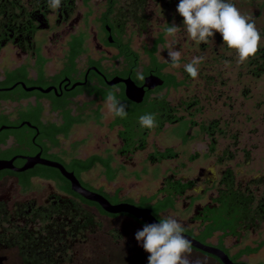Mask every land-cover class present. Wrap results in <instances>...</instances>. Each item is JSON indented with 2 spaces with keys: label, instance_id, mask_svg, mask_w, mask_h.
<instances>
[{
  "label": "flooded vegetation",
  "instance_id": "flooded-vegetation-1",
  "mask_svg": "<svg viewBox=\"0 0 264 264\" xmlns=\"http://www.w3.org/2000/svg\"><path fill=\"white\" fill-rule=\"evenodd\" d=\"M16 1L24 8L14 28H2L0 88L5 89L0 93L17 99L11 100L12 107H0V115L7 119L0 122V129L18 128L0 131V160H12L19 169L27 159L14 157L34 158L41 150L39 159L61 164L82 186L111 203L150 209L158 221L174 216L186 237L217 250L231 263L264 264V159L260 168H245H254L256 160L245 148L242 131L229 133L228 120L236 103L244 107L251 93H264V36L257 54L241 64L219 32L207 44L191 40L176 10L179 0H61L58 9L51 8L48 0ZM233 2L254 16L264 33V0ZM173 23L181 28L175 37V47L182 53L178 68L171 66L166 54L173 38L164 29ZM78 47L81 53L71 59ZM200 55L206 60L193 79L184 65ZM155 64L161 66L158 71ZM138 72L143 80L137 78ZM151 75L162 84L145 87L140 102L128 99L123 80L141 86ZM248 80L255 82L254 92ZM114 87L119 88L118 99L133 105L140 115L125 137L119 134L125 129L122 124L111 126L113 116L109 129L115 130L117 142L102 147L97 141L93 152L81 156L86 136L75 137L73 127L92 116L85 118L88 106L77 98L92 97L93 103H102V93ZM171 93H176L173 99ZM263 105L264 98L256 107ZM97 109L100 113L96 106L92 114ZM207 109L216 115L203 117ZM66 112L86 120L65 132ZM145 113L156 114L157 127L140 126L139 117ZM101 118L93 120L100 125ZM23 122L36 129L25 123L20 126ZM165 129L175 146L195 142L185 163H175L162 174L160 170L151 192L127 196L121 186H110L119 174L135 182L148 174L144 166L135 168L134 156L149 146L145 160L156 168L179 159L174 145L148 141L151 133L159 135ZM167 149L172 153L166 155ZM92 156L109 160V169L98 161L77 172ZM93 168H98L108 188L86 179ZM108 170L114 179H108ZM60 177L59 169L39 162L20 171L0 169V264H148L150 254L135 239L146 222L127 212H105ZM105 194H116L120 200L112 202ZM169 200L170 206L156 211L157 203ZM215 225L221 228L213 229ZM192 247V264H225L217 255Z\"/></svg>",
  "mask_w": 264,
  "mask_h": 264
},
{
  "label": "clouds",
  "instance_id": "clouds-1",
  "mask_svg": "<svg viewBox=\"0 0 264 264\" xmlns=\"http://www.w3.org/2000/svg\"><path fill=\"white\" fill-rule=\"evenodd\" d=\"M49 6L58 9L61 0H48ZM177 12L183 17V29L191 40L197 44L213 41L216 32L223 38L224 44L235 49L239 63L254 57L264 33L256 25L255 17L243 13L233 0H179ZM165 34L173 40L167 46V61L173 68L180 67L182 53L175 47V37L181 31L174 23L168 25ZM205 56H194L184 65V70L193 78H197L200 65ZM228 66V62H225ZM137 78L144 79L137 73ZM118 87L110 89L105 96V105L109 113L121 119L127 118V105L118 99ZM142 128L153 129L158 126L155 113H145L139 117ZM185 228L174 216H166L159 223L145 224L138 230L135 239L142 242L143 249L149 253L148 264H192V241L185 235Z\"/></svg>",
  "mask_w": 264,
  "mask_h": 264
},
{
  "label": "rangeland",
  "instance_id": "rangeland-1",
  "mask_svg": "<svg viewBox=\"0 0 264 264\" xmlns=\"http://www.w3.org/2000/svg\"><path fill=\"white\" fill-rule=\"evenodd\" d=\"M7 54L10 52L8 48L4 50ZM167 54V52H166ZM161 56H165V54H161ZM3 66V65H1ZM0 66V67H1ZM247 85H249L252 89V92L255 90V82L254 81H247ZM264 93H251L250 97L245 100V106L239 107L236 103L234 105V109L230 110L229 112V123H230V130L229 133L232 135L237 132L238 129L242 131V137L244 141L247 143L245 146L247 151H249L253 158H255L254 168L246 166L245 168L248 171H253L256 168H260L263 164L264 159V105L261 108H257L256 104L259 99H263ZM176 96V93H171L170 97L173 99ZM78 102L85 103L88 108L86 109V115L92 116V110L96 106H100V113L102 118L100 120V125L95 123L93 117L87 119L83 124L75 125L73 127V131L75 133V137L79 136H86V143L82 146V153L81 156L87 155L93 152L95 143L100 141L102 147L112 146L113 142H117L116 140V132L115 130L109 129V123L113 118V115L108 112L105 102H92V97H85L81 96L77 98ZM91 103V104H90ZM6 105V104H5ZM13 105L7 106V108L12 107ZM216 113H211L208 109L204 110L203 117H212L215 116ZM5 121V118L0 116V122ZM154 140L158 145L164 146H172L176 151H180V157L177 161H165L156 168V166H152L145 160V153L150 151L152 148L151 146L147 147L143 151H138L134 156V161H136V169L144 166L147 169L148 174L142 175L141 180L135 182L130 177H123L119 174L114 181L109 184L110 186L119 185L123 188L122 193L126 194L127 196H135L138 193H143L146 191H154L157 187L158 180L155 179V175L159 176V172L161 170V174L164 170H169L172 165L179 162H184L187 158V155L190 153L192 146L195 145L194 141H190L187 145L183 147L175 146L176 142L169 136L168 129L161 131V134H153L151 133L148 136V141L151 142ZM256 146H252L255 145ZM202 145V144H201ZM240 154L242 153L239 152ZM242 155V154H241ZM260 157V161L257 158ZM127 171H130V168H127ZM86 179L89 180L91 183L95 185H102V183L106 186L102 178L98 174V168L91 169L86 175ZM105 188H108L107 186ZM112 199V198H111Z\"/></svg>",
  "mask_w": 264,
  "mask_h": 264
},
{
  "label": "water",
  "instance_id": "water-1",
  "mask_svg": "<svg viewBox=\"0 0 264 264\" xmlns=\"http://www.w3.org/2000/svg\"><path fill=\"white\" fill-rule=\"evenodd\" d=\"M123 81H124L125 86H126L127 98L130 99L131 101H134V102H140L142 100L145 87L146 88H153L155 85L162 84V80L158 76H152V75L146 77L145 82L141 86H137L129 78L124 79ZM1 89H5V88H0V90ZM24 123L27 124L29 127L34 128V127L30 126V124L28 122H23L20 126H22ZM2 128H18V127H4V126H2ZM2 128L0 129V131L2 130ZM34 129H36V128H34ZM37 134H39L38 131H37L36 135ZM35 136H34V138H35ZM34 138L32 139V143H33ZM40 153H41V150H40ZM40 153L34 158L24 157V156L14 157V158L19 157V158H26L27 159V162L25 163V165L19 169L12 166V164H11L12 160H9V161L0 160V169L10 168V169L20 171V170H24V169L31 167L36 162H39L40 164H43V165L55 167V168L60 170V172L64 178L69 180L70 187H71L72 191L79 194L80 196H82L83 198H85L88 201L96 202L97 204H99V206L105 212L111 213V214H116V213H120V212H127V213H130V214L136 216L137 218L141 219L142 221L146 222L147 224L159 223V221L157 219H155V217L151 214L150 209L139 208L133 204L126 203V202L111 203L104 195L82 186L81 183L79 182V180L77 179V177L74 175V173L71 171H67L61 164L56 163V162L45 161V160L39 159L38 157H39ZM187 238L190 239L189 237H187ZM190 240L192 241L193 246L217 255L225 264H234V263H231L230 261H228L226 259V257L222 253L218 252L217 250L205 247L201 244H198L195 241H193L192 239H190Z\"/></svg>",
  "mask_w": 264,
  "mask_h": 264
},
{
  "label": "trees",
  "instance_id": "trees-1",
  "mask_svg": "<svg viewBox=\"0 0 264 264\" xmlns=\"http://www.w3.org/2000/svg\"><path fill=\"white\" fill-rule=\"evenodd\" d=\"M23 8L24 7L22 6V3L20 1H16V0H4V1H2V0H0V46H1V41H2L1 39H2V36H3L2 28L5 25H6L7 29L8 28H10V29L14 28V25H15V22H16V19H17L18 15H19V12ZM81 51L82 50L79 47L75 48L70 54L71 59L75 58L78 54L81 53ZM154 67L156 68L157 71L161 68L160 65H156V64H155ZM105 96H106V93H102V98H105ZM1 99L16 100L17 98L15 96H13L11 93H0V100ZM122 99H124V97H122ZM126 105H127V112H128L127 118L121 119L119 117H115L114 120L111 122V126H114L116 124H122L125 127L124 130H121L119 132V134L122 137L127 136L126 133L130 129L131 123L134 122L135 119L140 115V113H139V111H137V109H133V107H132L133 105H131V104H126ZM5 117L6 116H2V118H5ZM87 117H88V115L85 118H87ZM92 117L95 120H97V121L102 117V115L99 113V109H97L93 113ZM64 118H65V120H66V122L68 124L65 132L68 131L69 128L72 126V124H74L75 122H81V121L86 120L85 118H81V117H73L69 112H66L64 114ZM6 120L7 119L5 118V121ZM143 144L139 145L138 147H142ZM126 146L129 147V145H126ZM168 153H172V149H167L165 151L166 155ZM98 161L101 162L103 165L107 166V168L109 169V160L101 159L100 157H97V156H92L91 158H89V159H87V160L82 162L83 166H81L78 169L77 172H80V171H83V170L84 171L89 170ZM114 176H115V174L111 173L108 170V179L112 180V179H114ZM60 178L62 180H65L63 177H60ZM105 195H107L112 202H117V201L120 200L116 194H114V195L105 194ZM148 200H150V198H148ZM86 201L87 202H91V201H88V200H86ZM171 204H172V200L164 201V202H161V203H157L155 205V209H156V211H158V210H161L163 208H166V207L170 206ZM216 228H221V227L219 225L213 226V229H216ZM30 259H31V261H33L34 258H30Z\"/></svg>",
  "mask_w": 264,
  "mask_h": 264
},
{
  "label": "crops",
  "instance_id": "crops-1",
  "mask_svg": "<svg viewBox=\"0 0 264 264\" xmlns=\"http://www.w3.org/2000/svg\"><path fill=\"white\" fill-rule=\"evenodd\" d=\"M5 104H6V105H5ZM9 105H13V102H11L10 99H1V100H0V107H1V106H4V107L7 108V106H9ZM0 116H2V115H0ZM4 116H6V115H4Z\"/></svg>",
  "mask_w": 264,
  "mask_h": 264
}]
</instances>
